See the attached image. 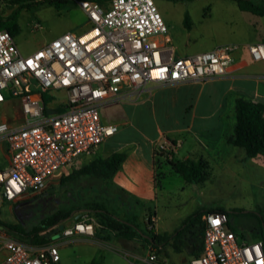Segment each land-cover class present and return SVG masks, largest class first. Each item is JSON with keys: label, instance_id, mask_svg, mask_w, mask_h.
<instances>
[{"label": "built area", "instance_id": "2783aa9c", "mask_svg": "<svg viewBox=\"0 0 264 264\" xmlns=\"http://www.w3.org/2000/svg\"><path fill=\"white\" fill-rule=\"evenodd\" d=\"M40 1L46 0H19ZM73 1L88 16V29L64 32L31 53L21 50L9 30L0 29V103L20 98L24 113L20 126L0 122V140L10 154V165L0 169V209L5 201L41 193L52 178L67 174L78 166L81 155L95 152L114 135L118 125L101 119L106 103L134 99L149 83L222 76L233 60L236 47L226 44L178 55L156 0H109L107 7L91 0ZM249 50L255 60L264 59V41L250 44ZM158 149L173 156L170 143ZM146 221L152 230L154 218ZM202 221L203 250L190 264H264V241L238 235L226 213L208 212ZM62 233L94 237L95 221L86 216L74 219ZM155 259L151 254L149 260ZM60 260L58 245L27 243L0 229V264Z\"/></svg>", "mask_w": 264, "mask_h": 264}, {"label": "crops", "instance_id": "0c3cea01", "mask_svg": "<svg viewBox=\"0 0 264 264\" xmlns=\"http://www.w3.org/2000/svg\"><path fill=\"white\" fill-rule=\"evenodd\" d=\"M203 6V31L208 42L193 51H180L173 37L176 52L182 55L221 44L233 45L236 48L227 73L206 81L149 83L134 99L123 98L106 103L101 108V119L104 123L117 124L118 131L95 152L81 155L78 166L68 176L59 177V174L48 182L56 187L70 181L76 188L77 198L82 195L81 199H92L93 202L88 205L102 207L111 216L127 222L137 231L128 239L105 228L99 221L108 237L117 240L98 242L100 247L109 252L125 251L132 257L129 264H190L191 258L200 255L203 250V221L201 219L189 226H185L184 222L196 211L215 206L196 204L194 196L174 199L167 190L166 180L175 174L183 176L169 165L157 169L154 156L156 147L167 142L172 144L173 155L178 159L204 158L210 162L212 149L207 142H210L209 137L219 136V140L226 144L224 155L227 154L231 161L237 154L250 160L254 158L248 157L244 148L230 144L228 138L234 133L236 125V99L264 103V59L255 60L249 50L250 44L264 41V14L243 10L235 0H204ZM188 144L191 150L183 156L179 155V151ZM116 152L123 153L125 159L109 177H98L84 169L93 161L105 159ZM216 158L223 159V156L220 154ZM9 165L10 154L6 143L0 140V169ZM159 171L163 173L160 187L157 185ZM184 180L185 183L200 185ZM186 187V184L182 185L183 190ZM88 192L92 194L86 195ZM187 204L192 211L183 215L180 208ZM4 206L14 210L15 201H5L2 208ZM75 210L76 216L70 217L64 224L67 221L72 224L74 219L84 216H81L84 213L83 207H75ZM148 217L154 218L155 225L150 235H173V238L167 243H157L142 235L141 230L147 231ZM70 236L86 237L61 233L56 238L67 239ZM122 240H137L141 246L140 251L139 248L131 249ZM57 242L54 244L57 245ZM153 253L157 259L151 261L149 257Z\"/></svg>", "mask_w": 264, "mask_h": 264}, {"label": "rangeland", "instance_id": "374dc122", "mask_svg": "<svg viewBox=\"0 0 264 264\" xmlns=\"http://www.w3.org/2000/svg\"><path fill=\"white\" fill-rule=\"evenodd\" d=\"M203 3L204 0H156L180 51H193L208 42L207 35L203 31V25H205ZM21 4L17 0L0 2V13L7 16ZM186 14L189 15L190 27L185 24ZM19 24L22 30L16 36V41L26 54L42 47L64 32L71 31L79 34L89 27L88 16L75 1L63 3L60 6L51 4L47 0L40 1L32 5L30 9H23L19 16ZM23 120L20 98H9L0 103V122L7 121L12 126H20ZM209 139L210 142L207 143L212 150L205 180L200 185L185 183L183 177L175 174L166 180L167 190L174 199L194 196L196 204L215 205L212 208L255 211L264 218V156L259 155L250 160L242 154H237L231 161L227 154L224 155L226 144L219 140V136L209 137ZM190 150L191 146L185 145L179 151V155L183 156ZM220 154L223 159L216 158ZM73 170L59 177H66ZM183 184L187 186L185 190L182 189ZM76 195V188L70 184V181L56 185V187L48 184L41 193H30L16 200L14 210L4 206L1 210V217L8 223L21 225L28 232L59 210L83 207L84 213L81 216L94 219L96 234L94 237L50 238L49 243L58 241L57 245L61 253V260L58 264H91L94 258V264H129L132 257L130 258L125 251L109 252L100 247L98 242L109 239L116 242L117 240L108 237L107 232L99 225L94 212L89 209L93 202L92 199H81L82 195L79 198ZM180 209L183 215H188L192 211L189 204ZM70 224V221L65 222L66 226ZM232 224L236 226L239 234H244L245 238L255 236L254 216H233ZM3 229L6 228L3 227ZM146 229H148L147 225ZM6 230L7 236L16 238V233L11 235ZM64 239L68 241L65 242ZM122 241L131 249L139 248V251L141 249L137 240Z\"/></svg>", "mask_w": 264, "mask_h": 264}, {"label": "trees", "instance_id": "16d2710c", "mask_svg": "<svg viewBox=\"0 0 264 264\" xmlns=\"http://www.w3.org/2000/svg\"><path fill=\"white\" fill-rule=\"evenodd\" d=\"M19 1V0H17ZM51 4L60 6L63 3L73 2V0H47ZM100 3L103 7L108 6L109 0H91ZM241 9L249 10L257 14H264V0H235ZM37 3L21 4L15 8L9 15L5 16L0 13V29L9 30L15 37L21 33V26L19 24V16L23 9H30V7ZM185 24L190 27L189 15L186 14ZM49 98L47 97V100ZM235 115L236 125L234 133L228 138V142L235 146H239L245 149L248 157H257L259 155L264 156V103L259 101H249L243 98L236 99L235 103ZM155 161L157 169L160 170L163 165H169L171 168L186 180L190 182L201 183L205 180L208 174L209 161L200 158L194 160L192 158L178 159L174 155L169 158L158 147L154 149ZM125 159V155L120 152H116L105 159H97L91 164H88L84 169L91 174L98 177H109L115 173L121 166ZM162 172L158 173V187H160V177ZM90 210L94 211L95 216L104 225L105 228L116 231L123 235L125 238H132L137 231L129 225L127 222L114 218L108 211L100 206L90 207ZM75 208L70 210H59L53 213L51 216L45 218L38 226L34 227L31 231H25L21 225L8 223L0 218V227L6 228L9 233H16V239L21 241L36 244L45 245L50 242V238L46 237V233L49 230H53L58 225L69 219L74 215ZM208 212H223L226 213L231 219L233 216L252 215L256 220L255 236L247 239H262L264 241V218L260 213L245 209H225V208H212L202 209L193 213L184 222L185 226L193 225L201 221L202 216ZM232 229L240 236L244 237V234H239L236 226L231 224ZM151 230H141V234L152 239L153 241L167 243L173 238V235L165 234H153L150 235ZM180 232V231H179ZM178 232V233H179ZM177 233V234H178ZM245 238V237H244ZM160 251V250H159ZM95 258L91 264H94Z\"/></svg>", "mask_w": 264, "mask_h": 264}, {"label": "water", "instance_id": "95a60500", "mask_svg": "<svg viewBox=\"0 0 264 264\" xmlns=\"http://www.w3.org/2000/svg\"><path fill=\"white\" fill-rule=\"evenodd\" d=\"M53 110L48 109V112H52ZM65 228V224L64 222L61 223L60 225H58L56 228H54L53 230H50L46 233V237L48 238H56L58 236H60L61 234V230H63Z\"/></svg>", "mask_w": 264, "mask_h": 264}]
</instances>
